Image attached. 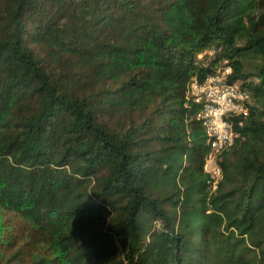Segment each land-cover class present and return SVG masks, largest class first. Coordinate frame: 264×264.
<instances>
[{"label": "trees", "instance_id": "obj_1", "mask_svg": "<svg viewBox=\"0 0 264 264\" xmlns=\"http://www.w3.org/2000/svg\"><path fill=\"white\" fill-rule=\"evenodd\" d=\"M222 66L211 190L186 91ZM0 264H264V0H0Z\"/></svg>", "mask_w": 264, "mask_h": 264}, {"label": "built area", "instance_id": "obj_2", "mask_svg": "<svg viewBox=\"0 0 264 264\" xmlns=\"http://www.w3.org/2000/svg\"><path fill=\"white\" fill-rule=\"evenodd\" d=\"M231 68L222 66L207 77L203 83L192 79L187 87L186 96L200 105L197 119L201 122L209 154L205 170L209 175L207 185L215 190L221 179L220 169L215 165V156L231 145L238 137L230 122L231 117L246 116L248 113V92L240 83L231 82L229 76Z\"/></svg>", "mask_w": 264, "mask_h": 264}]
</instances>
